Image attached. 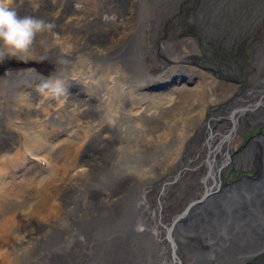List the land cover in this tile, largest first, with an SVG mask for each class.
<instances>
[{"label":"bare ground","instance_id":"1","mask_svg":"<svg viewBox=\"0 0 264 264\" xmlns=\"http://www.w3.org/2000/svg\"><path fill=\"white\" fill-rule=\"evenodd\" d=\"M185 1L12 0L21 16L55 27L37 37L31 55L46 72L34 62L21 71L0 65V102L10 107L0 104V165L15 173L5 181L0 168V264H238L234 255L262 247L264 177L234 191L217 174L253 156L257 142L247 147L241 134L264 127V72L234 97L236 86L186 67L197 58L192 38L162 33ZM258 50L252 65L263 69ZM37 82L71 92L42 94ZM133 95L148 104L133 110ZM17 111L34 118L41 137L13 140L6 124ZM68 126L74 135L59 142ZM259 148L264 163V139ZM126 160L153 174L136 175ZM182 211L191 220L175 224Z\"/></svg>","mask_w":264,"mask_h":264},{"label":"rangeland","instance_id":"2","mask_svg":"<svg viewBox=\"0 0 264 264\" xmlns=\"http://www.w3.org/2000/svg\"><path fill=\"white\" fill-rule=\"evenodd\" d=\"M162 31H163L162 33H165V34L172 31V34L170 36H172L173 39L175 38V36H178V35L182 36L184 34L183 32L190 31L185 35L187 37L188 36L191 37L193 44H196L195 45L197 47L196 54L200 53L198 44L201 41H204L205 38L209 37V35H213V40L215 42H217L218 44H220L218 46L219 52L217 53V56L214 52L212 53V56H214L215 58L217 57V61H213V63L215 65H217L220 73L226 75V78L231 83L232 82L236 83V78L237 79L238 78L239 79H245L246 81H248L249 78L253 77V76L260 78L261 74L264 72V68L263 69L257 68V67H259L258 65H256V67H254L252 65L253 64L252 61L250 60L251 54H253L252 52H253L254 46L255 45L258 46L259 44H263V42H264V40L261 41L264 37V0H186L180 6L176 17H174V19L172 20V23L168 24L167 26H164ZM203 36H205V38ZM195 39H196V41H195ZM194 42H196V43H194ZM205 49H207V47L203 43L202 50H205ZM210 50L214 51L213 48H211ZM31 55L29 58L27 57L29 60L26 58H25L26 60L25 59L24 60H16V59L5 60L3 63H0V65L3 64V66L5 68L11 67L15 70L18 69V71H21V70H27L30 67V65L33 64V62H34L37 66L36 67L33 66L32 68H36L39 71L42 70V72H46L47 67H48L46 65V63L44 61H39L40 63L38 61H34L33 58L35 56H31ZM204 60H206V59L204 58ZM211 62L212 61H209L204 66L206 68L209 67ZM185 66L188 68L198 69V68H195L197 66H195V67L187 66V65H185ZM200 72H203V71H200ZM78 75L82 76V74H78ZM85 75L86 74H83L82 77H87V75L86 76ZM209 77H212V76H209ZM97 78H99V77H95V79H89V80H94L93 82L95 83V81H98ZM99 80H102V79L99 78ZM217 82H220V81H217ZM45 83L46 82H44V84ZM74 83L80 84L82 82L79 83L78 81H76ZM39 84H40V82H37L34 85L35 88L33 87V89L35 91H41L42 94H51V90L53 88H57L56 89L57 92L53 93V94L58 95V96L63 94L62 97L69 96V94L71 92V88H69L63 84L57 85V86L51 88L49 91H45V85L46 84L43 86H40ZM225 84H229V83L225 82ZM21 85L24 86L26 90H29L32 87V85H26L24 82ZM37 86H39V88ZM187 87L191 88L190 86H187ZM47 92H49V93H47ZM144 92L148 93L149 91L145 90ZM65 93L68 95H66ZM152 93L157 94V92H151L150 94H152ZM76 94L79 95L80 93L77 92ZM83 95L85 97V94H83ZM84 97H82V98H84ZM137 98H138V96H134V95L128 97V102H127L129 105L128 107H130L131 104L139 103ZM90 99L91 98H89V100ZM91 100H93V99H91ZM2 101L3 102H0V104H2L1 105L2 108L5 107L6 109H9L10 107L8 104V100L4 97ZM148 102L149 101H147L143 104L139 103V105L135 106L133 110H135V109L141 110L143 108V106L145 107L148 104ZM21 112H23V111H19V113L17 111L18 116L15 115L16 119H18L17 121L16 120H9L10 122L8 121V123L6 124L8 126V128L6 126V129H7L6 132H8V134L10 136L14 137L13 140H15L16 143H17V140L20 143L21 142L24 143V140L26 139V138H24L25 136L28 138L29 141H30V139H32L30 137H37V136L41 137L40 134L38 135V133H35V132L33 133L34 130L32 128H34V121H33L34 118L32 120V119H30L31 117L29 118L26 115L23 116ZM20 113H21V115H20ZM126 113H127L126 109L124 108L123 114L125 116H126ZM14 114H16V112L13 114L7 113L6 114L7 116H5L3 118L5 119L9 115V117H13V119H14V117H15ZM13 121H14V123H13ZM15 122L16 123L18 122L20 124V125L18 124V126L19 127L21 126L22 129L17 127ZM31 124H33V125H31ZM3 125H5V123ZM23 125H24V128H23ZM25 126H27V127H25ZM65 129H64V131L62 130V133H61L65 137L63 136L59 142L63 141L62 140L63 138H65V139L68 138L69 134L74 135V133L70 132L71 129L69 128V126H68L69 130L67 129V127H65ZM8 130H10V131H8ZM21 130H22V132H21ZM26 130H28V131H26ZM24 131H26V132H24ZM64 132H66L67 134ZM184 132H185L184 130L178 131L180 136ZM20 133H23V135ZM260 133H261V131L259 128H257V126H255V125L251 126V127L247 126L246 131L242 133V138L246 139L248 137V135H250L251 138H249V139L252 140V139L257 138L260 135ZM197 143H198L197 141L193 142L192 148H189V150L186 154L188 159H189V157L192 158L194 156V155H191V151H192V149L193 150L196 149ZM179 144H180V139L175 138L176 147ZM21 153H20V156L22 157V155L24 153H23V151ZM238 155H239V153L237 154V156ZM257 156H258V154L253 156L251 158V160L246 163V165H244L243 162L241 160H239L238 161L239 165L237 164L238 166L237 165L235 166L234 171H237L238 169H240V170L244 169V167L247 168V166H248V169H250V167L251 166L253 167L254 163L256 162L255 160L258 159ZM43 160L45 162V158ZM127 160H126V164H125L126 166H128L127 169L133 173H136V175H146V173H144L143 170H148V171H150V174H153V172L151 171L149 166H140L139 167L138 165H134V164L130 165L129 163H127ZM171 160H174V156L172 157ZM3 166H6V163L3 162L0 165V168H2ZM41 166H44V165L41 164ZM136 166H138V167H136ZM12 168L13 167L11 165H7L4 170H1L3 173V176L1 175L2 179H4L5 181H10V180L12 181L13 175L15 174V173H13L14 168L13 169ZM18 169L19 168H17L16 170L19 172H17L16 170L15 171L17 172V174L19 176H21L22 174H23L22 176H26L27 174L29 175V173L26 170L20 171ZM43 171L37 173V170H36V171H34L33 174L36 175L35 173H37V174L41 175V174L45 173V171L44 172ZM234 171H232V172H234ZM176 172H178V171L171 170L168 173L172 174L173 177H175L177 174ZM232 172H230L229 174H232ZM225 175H227V172L223 173L222 178ZM29 177H30V175H29ZM223 179L225 181V177ZM243 180H245V179H243ZM215 184H216V182H215ZM217 185H218V182H217ZM220 185L218 186L219 189L217 190V192H214L213 194L219 193L218 191L221 190ZM209 186L212 187L211 184H209L208 187ZM231 189L234 190L235 188H231ZM138 190L141 193V190L140 189H138ZM234 191H236V190H234ZM151 193L154 195L156 193V190L153 189V191ZM226 194H229V192ZM219 195H220V193H219Z\"/></svg>","mask_w":264,"mask_h":264},{"label":"clouds","instance_id":"3","mask_svg":"<svg viewBox=\"0 0 264 264\" xmlns=\"http://www.w3.org/2000/svg\"><path fill=\"white\" fill-rule=\"evenodd\" d=\"M11 5L12 0H0V63L29 57L37 37L55 27L43 18L21 16Z\"/></svg>","mask_w":264,"mask_h":264},{"label":"flooded vegetation","instance_id":"4","mask_svg":"<svg viewBox=\"0 0 264 264\" xmlns=\"http://www.w3.org/2000/svg\"><path fill=\"white\" fill-rule=\"evenodd\" d=\"M264 40V37H263V39L261 40V41H263ZM264 42H263V44H259L258 46H254V49H256V50H258V49H260V50H258V51H260V52H262L263 50H264ZM254 49H253V51H254ZM253 53V52H252ZM251 57H252V54H251ZM251 60V59H250ZM251 63V62H250ZM252 66V65H251ZM206 73H209L212 77H213V80H217V81H221V82H223V83H225V82H228L229 84H231L232 86H236V91H235V93L233 94V96L235 97V96H240L242 93H243V91L246 89V88H248V87H250L251 85H252V83H253V81H254V76L253 77H250L249 78V80L248 81H246L245 79H237L236 78V83H231V82H229V81H226V79L225 78H223L221 75H219L218 76V78H217V76L215 75V73L212 71V70H209V69H203ZM217 72H220L219 70H217ZM256 75V74H255ZM216 77V78H215ZM244 84V85H243ZM238 86H239V88H238ZM249 127H251V126H253V125H248ZM247 128V127H246ZM246 128H245V130L243 131V132H245L246 131ZM257 128H259L260 129V131H261V133H260V135L257 137V138H255V139H252V140H250L249 138H251L250 137V135H248V137L246 138V139H244V138H242L243 140H244V142H245V145H247V147H249V145L251 146L254 142H257V146H256V148H255V146L253 147V149H252V152H253V156H255L256 154H258V156H257V160H255L256 162L254 163V165H253V167L251 168L250 167V169H248V166H247V168L246 167H244V169H238L237 171H234V168H235V166L238 164L237 162H235V161H231L230 160V165L229 166H227L226 168H225V170L220 174V173H218L217 174V176L219 177V181L218 182H220V184H221V186H222V188H223V186H225V185H233L235 182H237L238 181V179H242V178H247L248 176H256L257 174H258V167L260 166V162H261V159H260V156H259V147H261V145H262V140L264 139V127H257ZM242 132V133H243ZM242 135V134H241ZM261 138V139H260ZM260 145V146H259ZM246 147V148H247ZM255 150H256V152H255ZM239 153V152H238ZM237 153V154H238ZM237 156V155H236ZM236 156H234V157H236ZM252 156V157H253ZM251 157V158H252ZM251 158H249L250 160H251ZM242 162H243V164L244 165H246V163L248 162V161H250V160H248V159H244V158H241L240 159ZM260 161V162H259ZM239 165V164H238ZM237 165V166H238ZM230 168V169H229ZM248 169V170H247ZM232 171H234V172H232ZM227 172V175H225L224 177H225V181H224V177L222 178V175H223V173H226ZM230 172H232V174H229ZM218 190V189H217ZM191 218H192V216L191 215H189L188 213L186 214V215H184V213H183V211L181 212V216H179V215H176V218H174L173 220L175 221V224H176V221H178V220H180V221H184V222H187V220H191ZM171 223H172V221H171ZM228 240V239H227ZM251 254V253H250ZM238 264H264V254H262V255H258V256H256V255H254L253 257H252V259L250 260V261H248L247 263H243V260H239V262H238Z\"/></svg>","mask_w":264,"mask_h":264},{"label":"water","instance_id":"5","mask_svg":"<svg viewBox=\"0 0 264 264\" xmlns=\"http://www.w3.org/2000/svg\"><path fill=\"white\" fill-rule=\"evenodd\" d=\"M260 162V161H259ZM262 162V161H261ZM262 164H264L263 162H262ZM262 177H264L263 175H260V177H259V179H257V181H259V180H262L263 178ZM243 181H246V180H241V181H239L237 184H235V186H234V188L235 189H238V186L241 184V182H243ZM247 181H251L252 182V180H247ZM257 181H254V182H257ZM254 182H252V183H254ZM256 236H257V238L259 237V240L261 241V242H259V244H260V246L262 245V247L261 248H259L258 250H256V252L255 253H258V252H260V251H262V249H264V231L262 232V231H258L257 233H256ZM259 246V247H260ZM254 252V251H253ZM252 252V253H253ZM249 255H251V254H243V255H241V256H235L234 255V257H235V259H240V258H242L243 256H249Z\"/></svg>","mask_w":264,"mask_h":264}]
</instances>
